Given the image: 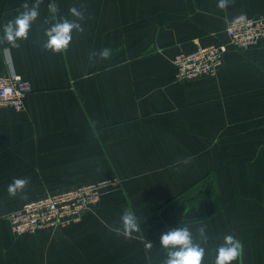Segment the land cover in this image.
I'll use <instances>...</instances> for the list:
<instances>
[{
  "label": "crops",
  "instance_id": "crops-1",
  "mask_svg": "<svg viewBox=\"0 0 264 264\" xmlns=\"http://www.w3.org/2000/svg\"><path fill=\"white\" fill-rule=\"evenodd\" d=\"M25 0H0L3 26ZM35 0H28L31 5ZM57 19L84 12L66 52L45 50L50 3ZM43 0L19 47L0 42V74L24 75V108H0V264H163V232L188 227L215 264L226 235L242 245L231 264H264V40L230 47L214 76L177 79L175 58L229 42L228 24L264 16V0ZM111 49L108 59L90 53ZM191 158L185 164L186 158ZM206 220L171 200L204 176ZM119 177L92 211L67 227L17 236L8 215L48 193ZM16 178L29 181L12 197ZM131 208L140 231L125 238ZM204 226L207 242L200 240ZM119 230V231H118Z\"/></svg>",
  "mask_w": 264,
  "mask_h": 264
},
{
  "label": "built area",
  "instance_id": "built-area-1",
  "mask_svg": "<svg viewBox=\"0 0 264 264\" xmlns=\"http://www.w3.org/2000/svg\"><path fill=\"white\" fill-rule=\"evenodd\" d=\"M226 32L229 36L228 43L201 46L192 53L178 55L174 60L177 79L192 81L204 76H214L222 67L230 47L248 50L256 46L264 40V16L239 17L228 24ZM31 91V82L14 69H10L7 74H0V108L22 110L25 97ZM121 184L119 177H112L48 193L26 202L8 215L12 231L17 236H22L67 227L92 211L105 194L119 188Z\"/></svg>",
  "mask_w": 264,
  "mask_h": 264
},
{
  "label": "clouds",
  "instance_id": "clouds-1",
  "mask_svg": "<svg viewBox=\"0 0 264 264\" xmlns=\"http://www.w3.org/2000/svg\"><path fill=\"white\" fill-rule=\"evenodd\" d=\"M42 3L43 0H35L30 5L28 0H25L21 5L23 11L3 26V36L0 38V42H7L14 47H19L17 41L27 40L32 24L39 17V9ZM227 6L228 0H218V8L224 9ZM47 7L51 13V18L46 21L50 24V27L44 31V36L47 39L43 44V48L53 53L66 52L73 38L72 33L84 32V28L80 23L84 20V12L73 6L69 9V12L74 19H57V5L51 2ZM97 55L102 60L108 59L111 56V49L104 48L99 53L92 52L90 53V59H94ZM190 160V157L186 158L184 163H190ZM28 183L29 181L25 178H16L8 185L7 192L10 196L15 197L18 193L25 192ZM120 221L122 225L121 234L125 238H131L133 233L140 231L137 216L131 208L124 210ZM198 234L201 242L206 243L207 236L205 235L204 226L198 229ZM160 245L167 250V257L163 264H202L205 248L201 246V243L194 241L188 227L179 226L163 232L160 236ZM242 249L243 245L238 239H235L232 235H226L223 243L217 248L215 264H231L232 261L241 256Z\"/></svg>",
  "mask_w": 264,
  "mask_h": 264
},
{
  "label": "trees",
  "instance_id": "trees-1",
  "mask_svg": "<svg viewBox=\"0 0 264 264\" xmlns=\"http://www.w3.org/2000/svg\"><path fill=\"white\" fill-rule=\"evenodd\" d=\"M214 182L212 175L204 176L188 190L171 200L170 203L175 209L178 224L184 222V214L189 207H195L199 211V220H206L208 218L209 215L205 208V190L208 189L209 192H212Z\"/></svg>",
  "mask_w": 264,
  "mask_h": 264
}]
</instances>
